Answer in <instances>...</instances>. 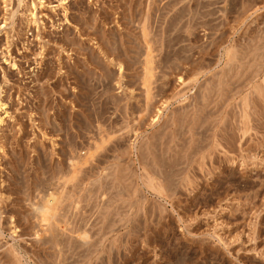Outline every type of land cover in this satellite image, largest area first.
Instances as JSON below:
<instances>
[{"label":"rangeland","instance_id":"374dc122","mask_svg":"<svg viewBox=\"0 0 264 264\" xmlns=\"http://www.w3.org/2000/svg\"><path fill=\"white\" fill-rule=\"evenodd\" d=\"M1 104L0 264H264V0H0Z\"/></svg>","mask_w":264,"mask_h":264},{"label":"bare ground","instance_id":"6f19581e","mask_svg":"<svg viewBox=\"0 0 264 264\" xmlns=\"http://www.w3.org/2000/svg\"><path fill=\"white\" fill-rule=\"evenodd\" d=\"M150 48V47H149ZM151 49H153V48H151ZM149 51H150V49H149ZM152 51V50H151ZM151 51L150 52H147V55H146V77L147 78H151V77H153L154 75H153V73H154V69L155 68H153V66H152V64H153V57H154V55H152V53H151ZM154 52V51H153ZM149 76V77H148ZM145 77V78H146ZM146 81H147V79H145ZM148 82H150V81H148ZM146 83V82H145ZM148 84V83H147ZM149 85V84H148ZM151 86V85H150ZM149 87V86H148ZM5 109H6V106H5V104H1L0 105V110L1 111H4V112H6L5 111ZM3 119L1 118V116H0V121H2ZM82 160V159H81ZM76 164V163H75ZM79 164V163H78ZM74 165V164H73ZM53 197V196H52ZM55 201V199H47L46 201H44V203L40 206V207H38V209H39V212L42 214V220H44V221H47V220H49V215L51 214L50 213V210H51V207H52V203ZM55 215V214H54ZM51 216V215H50ZM51 218V217H50ZM50 223V222H49Z\"/></svg>","mask_w":264,"mask_h":264}]
</instances>
